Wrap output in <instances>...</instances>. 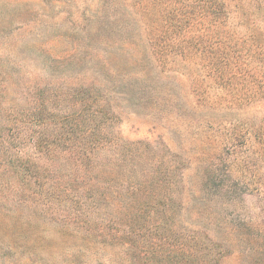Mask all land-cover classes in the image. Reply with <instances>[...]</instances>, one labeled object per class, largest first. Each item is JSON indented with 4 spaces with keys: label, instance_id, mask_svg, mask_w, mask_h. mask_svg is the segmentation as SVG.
I'll list each match as a JSON object with an SVG mask.
<instances>
[{
    "label": "rangeland",
    "instance_id": "obj_1",
    "mask_svg": "<svg viewBox=\"0 0 264 264\" xmlns=\"http://www.w3.org/2000/svg\"><path fill=\"white\" fill-rule=\"evenodd\" d=\"M262 117L264 0H0V264H264Z\"/></svg>",
    "mask_w": 264,
    "mask_h": 264
},
{
    "label": "trees",
    "instance_id": "obj_2",
    "mask_svg": "<svg viewBox=\"0 0 264 264\" xmlns=\"http://www.w3.org/2000/svg\"><path fill=\"white\" fill-rule=\"evenodd\" d=\"M255 139L257 140L258 150L260 153L259 156H260L261 160L264 162V117H262L260 120L259 132L256 134ZM250 152L252 153L251 150H250Z\"/></svg>",
    "mask_w": 264,
    "mask_h": 264
}]
</instances>
